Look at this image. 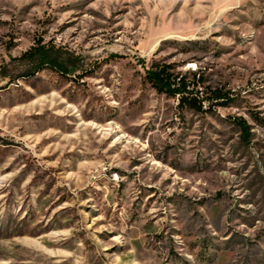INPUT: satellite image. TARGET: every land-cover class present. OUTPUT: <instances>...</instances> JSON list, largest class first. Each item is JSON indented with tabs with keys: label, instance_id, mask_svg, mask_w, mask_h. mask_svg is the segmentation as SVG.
I'll return each instance as SVG.
<instances>
[{
	"label": "rangeland",
	"instance_id": "1",
	"mask_svg": "<svg viewBox=\"0 0 264 264\" xmlns=\"http://www.w3.org/2000/svg\"><path fill=\"white\" fill-rule=\"evenodd\" d=\"M39 42L75 69L23 59ZM256 117L264 0H0V264H264Z\"/></svg>",
	"mask_w": 264,
	"mask_h": 264
},
{
	"label": "trees",
	"instance_id": "2",
	"mask_svg": "<svg viewBox=\"0 0 264 264\" xmlns=\"http://www.w3.org/2000/svg\"><path fill=\"white\" fill-rule=\"evenodd\" d=\"M112 56H119L113 54ZM23 59H30L40 66H49L64 74L72 72L74 68V61L69 56L60 54V50L53 46H46L39 42L38 45L32 46L22 55ZM146 79L151 85L161 93L167 95L177 96L181 106H187L198 111H204V102L207 98L200 97L199 91L195 90V82L186 80L183 75L175 74L172 71V66L169 64L153 63L146 69ZM211 98L214 104L225 105L232 101V97L221 89H216L211 92ZM264 124V118L256 117ZM235 122L243 132V139L248 140L250 136V125L244 118H237Z\"/></svg>",
	"mask_w": 264,
	"mask_h": 264
}]
</instances>
